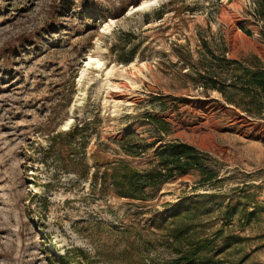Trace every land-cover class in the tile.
I'll return each instance as SVG.
<instances>
[{
  "label": "rangeland",
  "instance_id": "374dc122",
  "mask_svg": "<svg viewBox=\"0 0 264 264\" xmlns=\"http://www.w3.org/2000/svg\"><path fill=\"white\" fill-rule=\"evenodd\" d=\"M143 1L0 0V264H167L187 209L193 238L221 234L196 264H264V117L205 87L231 79L226 60L264 70V2L159 0L129 15ZM173 143L217 180L192 170L146 201L93 180L116 162L151 170Z\"/></svg>",
  "mask_w": 264,
  "mask_h": 264
},
{
  "label": "trees",
  "instance_id": "16d2710c",
  "mask_svg": "<svg viewBox=\"0 0 264 264\" xmlns=\"http://www.w3.org/2000/svg\"><path fill=\"white\" fill-rule=\"evenodd\" d=\"M226 63L227 68L235 69L231 79L221 81L216 76L208 75L205 79L206 89L219 92L227 104L250 117H264V70H252L236 61L226 60ZM148 119L161 134L170 133L169 124L165 121L151 116ZM81 130L76 127L72 134ZM202 157L192 146L173 143L159 151L158 166L151 170L141 172L125 162H116L102 174L98 169L93 174V180L95 183L99 181L104 191H112L119 198L146 201L170 180L187 175L192 170L201 174L203 182L217 180L218 177L203 163ZM192 213L187 209L182 214L177 212L173 215L174 220H179V225L166 232L165 236L167 247L175 252L176 257L166 262L167 264H196L197 261L204 263L215 249L221 234L204 239L193 238L197 225L191 222ZM226 213L227 218L231 219L233 210L229 208Z\"/></svg>",
  "mask_w": 264,
  "mask_h": 264
},
{
  "label": "bare ground",
  "instance_id": "6f19581e",
  "mask_svg": "<svg viewBox=\"0 0 264 264\" xmlns=\"http://www.w3.org/2000/svg\"><path fill=\"white\" fill-rule=\"evenodd\" d=\"M158 2H159V0H144L141 4L133 6L130 9V11H129V15L132 14V13H137V12L144 11L145 9L154 6ZM99 62H101L99 60V58L92 57V56L89 58V61H87V64H86V66L84 67V69H83V71L81 73V77H80L79 83H81V81H83L84 78L86 77V75L89 73V68L92 67L93 64H95V63L99 64ZM112 69L108 70L107 76H110V75H112L115 72ZM74 122H75V108L72 107L71 111H70L69 118L67 119L66 123L63 125L62 130L63 131L67 130L72 124H74Z\"/></svg>",
  "mask_w": 264,
  "mask_h": 264
}]
</instances>
